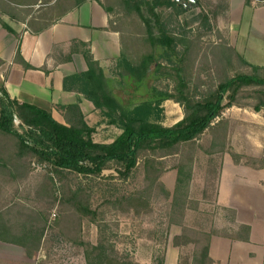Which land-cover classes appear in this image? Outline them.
<instances>
[{
    "label": "trees",
    "instance_id": "1",
    "mask_svg": "<svg viewBox=\"0 0 264 264\" xmlns=\"http://www.w3.org/2000/svg\"><path fill=\"white\" fill-rule=\"evenodd\" d=\"M141 3L145 23H139V28L131 23L129 34L143 40L131 42L132 58H127L122 48L116 67V83H132L135 92L119 89L115 94L112 80L89 50L84 55L87 71L67 76L63 82L67 89L66 84L74 81L77 91L93 103L107 124L120 129L112 142L94 141L95 129L85 122L77 104L65 106L61 122L51 112L11 99L0 87V242L24 248L28 257L43 245L50 222L48 208L55 204L58 213L51 219L52 225L58 226L64 239L81 242L87 264H136L87 240L85 226L105 230L114 224L101 217V208L105 206L115 214L145 220L153 204L164 205L167 216L159 236L162 248L153 255V264H164L172 224L181 227L180 235L172 239L173 244L191 246L179 264H213L208 250L212 235L249 240L250 227L234 224L233 209L223 208L234 224L230 229H198L187 225L186 217L193 202L190 186L198 149L209 156V162L214 157L222 160L229 153L235 163L246 159L245 165L264 169V158L245 157L231 150L229 121L222 117L228 107L246 106L239 98L249 88H256L254 92L261 97L253 109L264 111V66L249 63L209 23L207 26L218 39L205 45L198 34L191 37L167 30L155 9L171 8L174 0H130L127 5L132 9L139 8ZM145 13L152 15L156 23L147 19ZM207 20L204 15L203 22ZM0 23L8 29L1 20ZM15 59L21 60L19 45ZM163 81L168 84L164 88L159 86ZM143 84L141 92L138 88ZM167 99L178 103L183 113L171 126L160 122L159 105ZM203 136L209 138L205 147L197 143ZM168 156L178 157L171 166L177 170L172 193L160 181L166 170L163 158ZM140 162L143 185L119 196L106 197L97 207H92L90 189L73 186L69 178L70 173L99 177L103 171L113 169L111 176L126 179ZM34 165L43 169L36 176L32 174ZM7 186L14 190L11 195ZM32 193L39 201H46L48 207L32 199Z\"/></svg>",
    "mask_w": 264,
    "mask_h": 264
},
{
    "label": "crops",
    "instance_id": "2",
    "mask_svg": "<svg viewBox=\"0 0 264 264\" xmlns=\"http://www.w3.org/2000/svg\"><path fill=\"white\" fill-rule=\"evenodd\" d=\"M174 1L171 8L163 6L155 9V13L161 15L158 19L161 23H182V13L187 12L190 5L182 3L184 0ZM127 2L130 0H0V20L8 27L6 29L0 23V87L5 89L11 99L51 112L61 122L64 121L65 106L77 104L85 122L95 129L94 141L112 142L120 129L107 124L93 103L77 91L74 81L66 84L67 89L63 88V82L67 76L87 71L84 55L89 50L93 60L112 80L110 85L115 94L119 89L135 92L132 83H116L117 61L122 48L127 58H132L134 52L131 42L143 40L142 37L131 36L129 33L131 23L136 28H139V23H145L144 4L130 9ZM188 2L194 3L195 0ZM225 3L215 17V23H221L218 29L224 30L230 45L249 63L264 66V0H226ZM145 15L152 23H156L152 15ZM18 45L21 60L15 59ZM24 64L29 66L25 67ZM138 89L144 92V84ZM159 107L160 122L164 126H171L183 117L180 105L173 100H164ZM245 108L228 107L222 112V117L229 119L228 112L234 114L235 109L245 112ZM243 112L239 120H245ZM246 113H253L259 124L264 123L263 110ZM254 146L259 148L256 144ZM231 150L244 154L234 150L232 146ZM226 164L230 168L225 177ZM176 176L177 170L169 166L160 176L161 183L171 193ZM193 183L194 179L191 185ZM214 203L221 211L223 208L233 209L234 224L248 225L250 234L248 241L212 235L208 250L213 264H264L262 169L252 168L243 162L235 163L229 153L224 154ZM225 215L226 219L222 218L217 224L213 222L209 230L234 227L229 216ZM199 219L202 218L197 217L195 220L200 224ZM209 223L211 222H206ZM89 232V241L94 246H100L113 256L130 259L136 264H153V255L162 248L159 240L162 233L159 230L154 231L153 236L156 238H146L143 228L93 229ZM180 233L179 225L170 226L164 249V264H179L182 256L190 251L191 246L179 247L173 244V237ZM43 241L41 248L32 257H28L22 247L0 242V264L88 263L81 242L76 240L74 243L68 239L64 240L67 243L65 246H70L76 259L48 261L43 259L46 256L42 254L40 261H36L35 257L42 253L45 246V239Z\"/></svg>",
    "mask_w": 264,
    "mask_h": 264
},
{
    "label": "rangeland",
    "instance_id": "3",
    "mask_svg": "<svg viewBox=\"0 0 264 264\" xmlns=\"http://www.w3.org/2000/svg\"><path fill=\"white\" fill-rule=\"evenodd\" d=\"M225 1L226 0H195L194 3H189L188 0H184L182 3L185 2L190 6L187 12L184 14L182 13V23H164V26L171 32L180 34L183 33L191 35V37H193L195 34H198L201 36L203 45L212 41H217L218 38L215 32L213 29L208 27L206 23H209V25L211 27L213 26V28L215 26L219 28L221 23H215V17L217 12L220 11L226 4ZM204 15L208 16V20L206 22H203ZM220 31L222 33L221 36L226 38L224 30L221 29ZM205 73H202V77H205ZM166 85L168 84L165 81L159 84V86L162 88H164ZM255 90L256 88H249L247 91L248 93L242 94L239 98V101L246 104L245 110L248 112H254L255 110L253 109V106L257 103H260L261 101V97L257 94V92H254ZM180 109L182 110L181 107ZM246 111H242L245 115V120H239V118L242 117V112H238L237 109H235L234 114L228 112L227 116L230 119H227L229 121L228 132L230 135V138H228V145L230 148L232 146L234 150L244 153L242 155L245 157H253L258 159L264 158V123L259 124L257 117H254L253 113H246ZM236 116L238 118H235ZM14 124L17 126L18 121H15ZM254 140L256 141L255 143ZM208 141L209 138L207 136H203L201 140H198L197 143L205 147L208 145ZM254 144H256L259 148L255 147ZM177 158V156H168L164 158L163 161L165 162L166 169L168 166L171 167L173 164H175ZM214 158L215 159L213 162H209V156L204 154L201 149H198L196 152V161L194 164L193 174L194 183L190 186V197L193 202L190 204L191 208L187 211L186 217V224L189 226L209 230L213 222H216L217 224L219 220L226 217L225 214L227 213L223 209V211H221L216 208L214 203V196L218 187L219 172L222 169V165L224 163V156L222 157V160L219 157ZM245 161L246 159H243L241 162L246 163ZM225 167L224 174L226 177L230 166L226 164ZM42 170L43 169L41 166L34 165L32 174L36 176L37 174L41 173ZM262 171L264 172V169H262ZM113 173V169L103 171V175L99 177L82 176L70 173L69 178L73 186H85L90 189L92 195V207H97L100 205L103 199L106 197L119 196L122 193H128L139 189L143 185L142 162L138 164L130 177L126 179L120 178L118 175L111 176ZM7 190L10 195L14 192L10 186H7ZM31 198L36 202L40 200L34 193L31 194ZM39 203H44L48 207V203L46 201H39ZM101 211L102 218L109 220L108 222L110 224L114 223L110 226V228L107 229L121 230L124 228H143L145 234L144 236L146 238H156L153 236L154 231H162L163 223H165L167 216V210L162 203L155 205L153 204L152 209L149 214L146 215L145 220L144 217L136 220L135 218L129 216L115 214L106 206L102 207ZM48 213H50V222L46 234L44 235V239L46 241L44 243L45 246L43 247L42 253L35 257V260L40 261L42 254L46 256V258L43 259H47L48 261L51 260L61 262L70 258L76 259L75 253L72 249H70V246L68 248L65 246L67 243L61 236L58 226L52 225L53 221L51 219L53 218L54 214L57 215L58 213L57 205L55 204L53 207L48 208ZM197 217L202 218L199 219L200 224L196 223L195 219ZM206 222L211 223L206 224ZM85 228H87V234L91 233L89 230L96 229L93 225L87 227L85 226ZM222 230H224V228H222ZM86 237L87 240L90 239L88 235ZM161 239L162 237H159L160 241Z\"/></svg>",
    "mask_w": 264,
    "mask_h": 264
},
{
    "label": "water",
    "instance_id": "4",
    "mask_svg": "<svg viewBox=\"0 0 264 264\" xmlns=\"http://www.w3.org/2000/svg\"><path fill=\"white\" fill-rule=\"evenodd\" d=\"M190 1L194 2V0H190Z\"/></svg>",
    "mask_w": 264,
    "mask_h": 264
}]
</instances>
